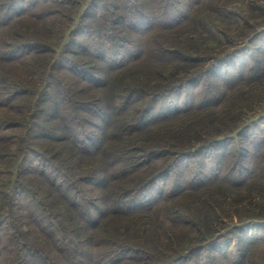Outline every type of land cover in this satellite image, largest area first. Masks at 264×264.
Here are the masks:
<instances>
[{
    "label": "trees",
    "instance_id": "1",
    "mask_svg": "<svg viewBox=\"0 0 264 264\" xmlns=\"http://www.w3.org/2000/svg\"><path fill=\"white\" fill-rule=\"evenodd\" d=\"M25 1L0 0V264H152L159 253H150L146 230H135L130 220L166 203V189L154 187L169 172L168 165L210 148L222 153L236 135L245 134L243 128L236 130L232 119L228 131L218 134L217 126L206 144L178 145L173 152L143 146L145 134L197 110L185 104L163 111L159 102L200 79L207 67L183 77L172 71L169 77L174 80L157 90L136 87L132 74L125 72L148 60L149 53L155 58V77L162 76L166 66L175 69L186 61L226 63L264 35V26L240 46L210 59L200 55L203 49L190 55L162 45L151 50L144 40L155 31L185 26L192 5L203 0H106L104 13L82 15L72 28L54 10L70 0H34L32 12ZM92 1L99 6L100 0ZM87 16L92 25L83 21ZM24 23L26 28L20 30ZM28 23L45 24L48 30L38 34ZM78 38L81 44L71 48ZM262 42L255 48L260 55L252 56V71L254 65L255 71H264V38ZM243 82V77L233 80L227 91ZM113 86L115 93L104 114L103 95L96 91ZM219 99L222 96L215 104ZM105 121L110 125L107 134L100 128ZM263 136L264 131L254 133L250 143L246 136L241 139L252 151L242 146L229 174L222 173L223 155H212L214 169L195 189L229 182L237 190L257 186L264 179ZM209 228H202L201 237ZM227 228L161 264L192 262V256L202 252L207 257H198L193 264H250L256 248L264 244V236L255 233L264 234V219H247ZM101 229L105 237L98 235ZM178 229L192 231L184 225Z\"/></svg>",
    "mask_w": 264,
    "mask_h": 264
},
{
    "label": "rangeland",
    "instance_id": "2",
    "mask_svg": "<svg viewBox=\"0 0 264 264\" xmlns=\"http://www.w3.org/2000/svg\"><path fill=\"white\" fill-rule=\"evenodd\" d=\"M105 2L106 0H100L98 2L99 6L96 7L94 6L96 5L95 1L92 0H70L67 4H63L64 7L54 8V10H58L61 14L59 20L64 21L66 27L71 22L72 28L81 19L82 15H89L94 11L98 14L104 13L101 8L106 7L104 6ZM33 3L34 0H26L24 6L32 12L36 8H29ZM199 3L192 5L190 19L185 26L169 32L155 31L149 38L144 39L151 45V50L162 45L169 49L183 50L184 53L187 52L190 55V51L203 49L200 55L204 54L209 56L206 58L213 59L212 57H217L223 52L237 47L235 46L237 43L240 46L252 31L264 26V0H203ZM182 9H186V7L182 6ZM83 21L89 25L93 23L90 16L84 18ZM28 24L30 26V23ZM23 27L26 28V23L22 24L20 30ZM47 28V25L40 23L30 26V29L38 34L45 33L48 30ZM209 31L213 33V37H208L212 36L208 33ZM139 37H143V35ZM263 38L264 35L260 36L253 44L244 48L241 47V53L235 55L229 62L227 60L226 63L218 65H210L209 62L204 60L199 62L186 61L178 64L175 69L166 66L165 73L162 76L155 77L157 70L154 62L155 58L152 53H149V55L147 54L148 60L143 59L140 64L125 72L128 76L132 74L133 85L136 84V87L143 88L146 85L147 90H157L161 88V85L174 80L169 77V73L172 71L178 77H183L191 74L196 69L207 67L204 71L205 74L200 79L186 85L178 93L166 95L159 102L163 105V111L181 109L185 104L196 107L197 110L193 111L194 113L191 115L175 119L151 130V132L144 135L145 144L143 146L147 148L163 146L168 151L173 152L172 149H176L175 146L178 145L188 143L193 145L202 141L206 144L207 139L213 133L221 134V131H228L227 126L232 119L236 121V130L239 127L244 129H241L244 131L242 135L245 134L249 143L252 141L254 133L260 134L264 131V71H255V65L252 68L253 71L251 70L252 56L260 55V53L256 54L255 48L257 45H262ZM137 39L143 40V38ZM74 41L76 46L72 45L71 48L77 49L82 41L80 38ZM258 75L263 80L256 82L253 78ZM242 77L244 78L242 83L244 86L240 87L239 85V88L235 89L236 91H227L233 80ZM113 89L114 86L108 90L105 88L96 91L98 96L103 95L104 106L100 111L105 112L104 114L107 113V105L110 106L109 98L115 93ZM219 95L222 96V100L219 99L218 103L215 104ZM217 126L221 129L219 132L215 131L218 128ZM100 128L105 131V134L110 132V125L107 121L100 124ZM178 130L180 132L177 135ZM236 130L234 128V132ZM245 136L236 135L234 139L223 146L224 151L222 153L221 150L214 152L210 148L203 150L198 155L183 157L176 162H172L170 166L168 165L169 172L162 176L154 187L156 190L157 187L166 189L168 193L166 203L154 212L145 214L144 217H134L130 220V226L135 230L139 232L146 230L145 235L148 237L146 245L151 247V252H149L159 253V256L156 257L157 260L152 264L167 262L174 256L186 251L190 246L201 243L204 236L205 239L213 237L217 232H225L228 229L227 227L238 224L240 221L257 217L264 219V179H260L254 188L245 190L235 189V187H232L231 182L223 186L212 188H204L203 186L195 189L202 185L201 182L206 181V176L214 169L210 157L216 155L215 153L223 155L222 173H230V168L234 165V162H238L241 147L248 146L241 143L243 142L241 139ZM247 149L252 151L251 148L247 147ZM161 162V160L156 162V166L161 165ZM262 162L264 165V158ZM244 165H246V162ZM199 170L205 175L204 179L198 173ZM153 192L152 189L150 193ZM214 197H219L218 201H215ZM147 198L146 201H150V195ZM182 225L191 228L192 231L181 232L182 229L178 228H181ZM109 226L112 227L111 223ZM207 226L210 227L208 232L201 237L202 228ZM97 233L101 237L106 235L103 229L97 231ZM255 233L264 236L262 231H255ZM133 234L135 235V233ZM173 240L178 244L180 241V243L186 241V244L178 246L172 244L171 241ZM207 255L208 253L205 254L204 252L197 253L192 256V262L198 257L205 258ZM263 256L264 244H260L252 254L253 259L250 264L253 261V264H260ZM192 262L185 261L181 264H193Z\"/></svg>",
    "mask_w": 264,
    "mask_h": 264
}]
</instances>
